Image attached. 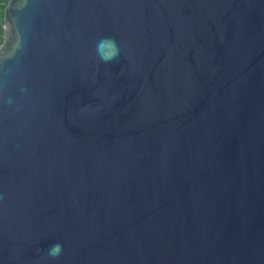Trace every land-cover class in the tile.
Masks as SVG:
<instances>
[{
	"label": "water",
	"instance_id": "water-1",
	"mask_svg": "<svg viewBox=\"0 0 264 264\" xmlns=\"http://www.w3.org/2000/svg\"><path fill=\"white\" fill-rule=\"evenodd\" d=\"M1 12L0 264H264V0Z\"/></svg>",
	"mask_w": 264,
	"mask_h": 264
},
{
	"label": "clouds",
	"instance_id": "clouds-1",
	"mask_svg": "<svg viewBox=\"0 0 264 264\" xmlns=\"http://www.w3.org/2000/svg\"><path fill=\"white\" fill-rule=\"evenodd\" d=\"M62 252V245L59 243L53 244L49 247V253L52 257H58Z\"/></svg>",
	"mask_w": 264,
	"mask_h": 264
},
{
	"label": "trees",
	"instance_id": "trees-1",
	"mask_svg": "<svg viewBox=\"0 0 264 264\" xmlns=\"http://www.w3.org/2000/svg\"><path fill=\"white\" fill-rule=\"evenodd\" d=\"M8 2H9V0H1L2 8H4L7 5Z\"/></svg>",
	"mask_w": 264,
	"mask_h": 264
},
{
	"label": "rangeland",
	"instance_id": "rangeland-1",
	"mask_svg": "<svg viewBox=\"0 0 264 264\" xmlns=\"http://www.w3.org/2000/svg\"><path fill=\"white\" fill-rule=\"evenodd\" d=\"M1 8H2V6H1ZM2 12H3V8H2ZM2 12H1V14H2Z\"/></svg>",
	"mask_w": 264,
	"mask_h": 264
}]
</instances>
